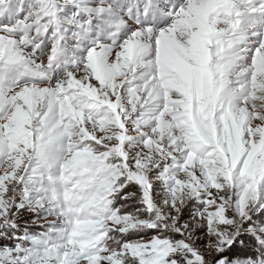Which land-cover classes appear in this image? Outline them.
Returning <instances> with one entry per match:
<instances>
[{
    "label": "snow or ice",
    "instance_id": "obj_1",
    "mask_svg": "<svg viewBox=\"0 0 264 264\" xmlns=\"http://www.w3.org/2000/svg\"><path fill=\"white\" fill-rule=\"evenodd\" d=\"M0 264H264V0H0Z\"/></svg>",
    "mask_w": 264,
    "mask_h": 264
},
{
    "label": "rangeland",
    "instance_id": "obj_2",
    "mask_svg": "<svg viewBox=\"0 0 264 264\" xmlns=\"http://www.w3.org/2000/svg\"><path fill=\"white\" fill-rule=\"evenodd\" d=\"M117 3H119L120 5H128L132 3V0H117ZM75 12H76V9L72 5L62 6V10H59L57 12L58 34L61 36L60 42H61L62 51L56 63L53 65L52 69L50 70L53 82H55L61 76H63L66 71L73 70L78 65L79 61L84 58V56L86 55L87 49L93 46L92 43L88 41H84L79 49L74 47V45L76 44V40L74 39V34L78 31V26L80 24H83L84 20L87 19V15L83 13H81V15L79 16H74ZM14 14H15V6L13 7L12 19H15ZM21 15H23V13H21ZM97 23L98 22L96 21L93 22L94 27L97 26ZM50 33H51V29L49 30L48 33H46L45 35L39 38V40L42 41V43H41V47L37 50V55H39L41 58H44V56L47 55V52L49 50ZM33 34H34V29L29 31V35H33ZM92 35L93 37L99 39L101 42H106V32L105 31H101V34L98 37H96L95 31L92 33ZM126 35H127L126 30H122L121 32L117 33L118 42L122 41ZM31 47L32 45H29V49H31ZM73 61H75L76 63H73ZM29 79H33V78L27 75H24L20 78L18 82L25 83ZM129 190L134 191L135 189L130 186ZM156 190H158V186L154 185V191ZM117 203L119 202L117 201ZM192 203L194 202L190 201V205ZM182 215H185V218H186V213H182ZM28 219H30V217H23L22 221H26ZM29 231L39 232L41 231V229L33 225L29 228ZM141 235H144V233H140L139 235L130 233L128 238L129 239H139ZM249 247H251V245ZM241 248L242 246L239 245V243H237L231 254L241 255V256L247 255L248 251L247 250L241 251Z\"/></svg>",
    "mask_w": 264,
    "mask_h": 264
}]
</instances>
